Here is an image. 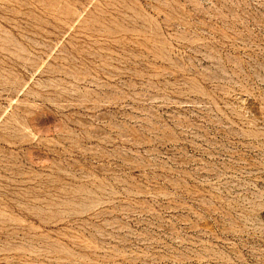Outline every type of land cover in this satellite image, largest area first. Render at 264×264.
I'll list each match as a JSON object with an SVG mask.
<instances>
[{
	"label": "rangeland",
	"instance_id": "obj_1",
	"mask_svg": "<svg viewBox=\"0 0 264 264\" xmlns=\"http://www.w3.org/2000/svg\"><path fill=\"white\" fill-rule=\"evenodd\" d=\"M0 264H264V0H0Z\"/></svg>",
	"mask_w": 264,
	"mask_h": 264
}]
</instances>
